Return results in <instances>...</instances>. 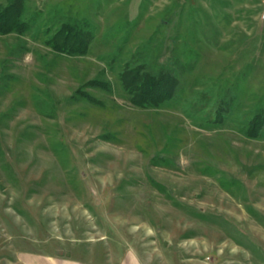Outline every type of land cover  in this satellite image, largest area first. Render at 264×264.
<instances>
[{"label":"rangeland","instance_id":"374dc122","mask_svg":"<svg viewBox=\"0 0 264 264\" xmlns=\"http://www.w3.org/2000/svg\"><path fill=\"white\" fill-rule=\"evenodd\" d=\"M18 1L30 29L0 33V264H264V131L247 135L264 0ZM68 18L91 23L84 55L47 43ZM143 61L179 78L159 107L123 87Z\"/></svg>","mask_w":264,"mask_h":264},{"label":"trees","instance_id":"16d2710c","mask_svg":"<svg viewBox=\"0 0 264 264\" xmlns=\"http://www.w3.org/2000/svg\"><path fill=\"white\" fill-rule=\"evenodd\" d=\"M30 22L22 17V4L18 0H9L0 4V33H25ZM94 39V30L87 18H68L48 38L47 43L58 52L71 55H84ZM155 62V61H154ZM124 89L131 94V101L141 107H159L171 100L180 85L175 69L171 65L159 62L143 61L140 64L128 63L121 73ZM93 86L108 88L109 83L97 79L90 81ZM90 101L96 99L83 93ZM230 103L228 102L227 105ZM219 120L223 112L218 110ZM264 131V113H257L250 121L247 135L257 137Z\"/></svg>","mask_w":264,"mask_h":264}]
</instances>
